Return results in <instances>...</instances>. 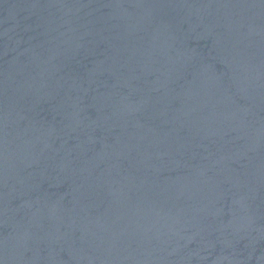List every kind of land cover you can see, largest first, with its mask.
Instances as JSON below:
<instances>
[{
  "label": "water",
  "instance_id": "95a60500",
  "mask_svg": "<svg viewBox=\"0 0 264 264\" xmlns=\"http://www.w3.org/2000/svg\"><path fill=\"white\" fill-rule=\"evenodd\" d=\"M0 264H264V0H0Z\"/></svg>",
  "mask_w": 264,
  "mask_h": 264
}]
</instances>
